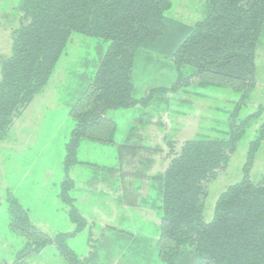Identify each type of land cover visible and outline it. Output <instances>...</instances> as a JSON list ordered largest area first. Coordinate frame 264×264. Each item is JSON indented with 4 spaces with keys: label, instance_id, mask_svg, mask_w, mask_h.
Returning <instances> with one entry per match:
<instances>
[{
    "label": "trees",
    "instance_id": "trees-1",
    "mask_svg": "<svg viewBox=\"0 0 264 264\" xmlns=\"http://www.w3.org/2000/svg\"><path fill=\"white\" fill-rule=\"evenodd\" d=\"M207 6V15L189 26L167 17L171 0H21V24L12 32L11 56L0 70V143L47 86L73 34L101 40L108 48L99 57L89 88L70 111L75 126L65 145L59 198L75 230L54 236L42 233L8 191L10 230L25 240L17 263L55 246L66 264H83L69 246L71 239L87 229L71 196L76 184L70 173L76 167H88L91 181L100 174L113 180H124L125 175L118 168L82 163L78 156L82 144L93 141L115 146L107 131H98L107 114L146 109L161 96L204 81L242 92L228 124V138L188 140L180 153L171 151L173 159L164 175L154 178L162 196L158 240L108 229L130 241L128 252L121 257L125 264L141 259L144 264H264V179L258 183L249 179L264 140V124L249 144L244 179L219 197L213 221H204L210 183L225 173L237 145L263 113L261 107L238 121L256 84L264 0H208ZM141 63L155 75L143 94L137 85ZM143 150L147 149L123 145L119 160L123 163L126 153L135 157ZM92 240L90 231L87 263L98 256Z\"/></svg>",
    "mask_w": 264,
    "mask_h": 264
},
{
    "label": "rangeland",
    "instance_id": "rangeland-1",
    "mask_svg": "<svg viewBox=\"0 0 264 264\" xmlns=\"http://www.w3.org/2000/svg\"><path fill=\"white\" fill-rule=\"evenodd\" d=\"M171 1L173 7L167 13L168 18L191 26L207 15L208 0ZM20 2L21 0H0V65L5 58L11 56L12 32L21 24ZM107 48L108 44L101 40L73 34L49 83L15 121L4 144L7 148L1 152L4 158L3 169L12 162L23 161V172L28 170L30 180L21 189L26 191V201L38 206L35 210L41 214L43 223L55 224L61 228L67 224L63 211H59L55 196L58 187L52 189L54 183L51 182L64 179L65 145L75 126L70 111L92 83L99 66V57ZM141 64L137 85L143 94L152 86L155 75L152 69L145 70V64ZM256 66L255 88L242 106L238 121L256 113L264 104V41L257 50ZM241 95L242 92L233 88L202 81L188 90L161 96L146 109L137 107L107 114L102 129L98 131H107L106 135L109 134L108 138L115 146L85 141L78 156L82 163L117 167L125 178L113 180L100 174L98 180L88 182L87 179L92 178V169L76 167L73 170V179L78 182L74 195L78 198L80 212L87 221V229L74 242L76 254L83 264H125L121 257L128 252L130 241L120 236L117 233L119 230L128 231L135 236L159 239L162 196L154 183L155 176L164 175L173 159L171 151L180 153L186 141L203 137L222 138L227 135V123L230 122ZM259 120L239 143L225 173L210 183L204 207L205 223L213 221L217 201L227 187L239 184L244 179L243 171L248 156L246 136H251L252 133L251 139L255 140L256 129L264 122L259 123ZM215 124L221 126V132L220 127ZM168 143H172L171 148ZM141 144L151 150H143L135 157L126 153L123 163L115 162L120 146ZM16 150L20 152L17 155L14 154ZM260 161L251 174L254 182L264 178V152ZM84 192L88 195L84 196ZM117 194L118 198L115 197ZM119 197L122 199L119 200ZM138 201L156 210L133 207ZM42 204H45L46 211L39 208ZM125 204L133 208H126ZM54 209L59 212L53 214ZM106 227L117 231L110 232L108 228L103 230ZM90 231L93 233L92 245L97 249L98 256L96 260L87 263L85 260L91 252L88 249ZM18 239L14 244L16 250L25 241ZM9 253L14 256V252ZM47 257L36 263L66 264L59 252L55 260ZM141 261L126 264H144ZM23 262L18 261L20 264ZM18 263L15 258L13 264Z\"/></svg>",
    "mask_w": 264,
    "mask_h": 264
},
{
    "label": "crops",
    "instance_id": "crops-1",
    "mask_svg": "<svg viewBox=\"0 0 264 264\" xmlns=\"http://www.w3.org/2000/svg\"><path fill=\"white\" fill-rule=\"evenodd\" d=\"M262 41H264V34H263L262 38L260 39V42H259V44L257 46V49H256V60H257V50H258L259 45L261 44ZM1 65H0V70H1ZM256 71H257V66H256ZM188 89L189 88H187V90ZM261 106H262V109H263L264 108V104H262ZM261 117H263V118H261V120H259V123L264 120V116H261ZM220 123H221V121L219 122V124ZM228 124H229V122L227 123V125ZM260 124L263 125L264 122H261ZM215 125L217 127H220V131L219 132H221L222 131L221 126H219L218 124H215ZM13 126H14V124H13ZM257 130H258V128L256 129V131ZM251 136H252V133H251ZM251 136L250 135H247L246 136V141H248V143H247V145H248L247 155H248V150H249V144L253 141L251 139ZM7 138L0 143V153L2 151L6 150V148H7V145H4L5 142H6V140H7ZM227 138H228V132H227V135H225L222 138L220 136V137H217V138H208V139H218V140L221 139L222 140V139H227ZM197 139H199V138H197ZM200 139H206V138L203 137V138H200ZM83 144H82V146H83ZM238 145H237V148H238ZM131 146H138V147H142V148L147 149V150H151L149 147L145 146L144 144H141V145H131ZM263 152H264V140L261 142V145H260L257 153L255 154L252 167H251V169L249 171V179H250V181L252 183H258V182H260V181H258V182L252 181L251 174H252V171H254V169H256V166L258 164H260L259 161H260V158H261V154ZM19 153L20 152H18V150L14 151V154L15 155H17ZM3 161H4L3 153H1V155H0V264H13L15 262V258L17 257V254L24 248V243H22V245H21L20 248H17L18 250H16L14 248L15 242L17 243L19 241V239L10 230V221H9V215H8V212H7V204H6V196H7V192L8 191H10L19 200V202L21 203V205L28 211L32 225L34 227H36L42 233L47 234L49 236H54V235H56L58 233H72L75 230V226L69 221L68 208H67V206L64 205L61 202L60 198H59V196H60L59 186H60V183L62 182V180H60V178L58 180H55V181H52V180H50V181H52L51 184L54 183V185L52 186V189L54 187H58V191L55 193V196L57 198L56 200L58 202L59 211H63L62 214H64L65 217H66L64 221L67 223L63 228H61L59 226L57 227V225H55V224H51V223H47V222H44L43 223V220H41L42 218H40V215L41 214H39L35 210V208L38 207V206H34V203L29 204L26 201V197H27L26 191L24 189H21V187L22 186H26L27 183H28V180H30V179L27 176L28 170L25 171V172H23V169H24L23 161H21L20 163H18V162H12L10 165H7L5 169H3V166H2ZM115 162H119L121 164V162L119 160V152H118V156H117V159H116ZM27 167H28V164H27ZM106 168H117V167H113L112 166V167H106ZM73 170L70 173V176H71L72 179H73ZM87 181L89 182V181H91V179L90 180L87 179ZM74 182H75L76 187H77L78 186V182L75 181V180H74ZM76 187H75V189H76ZM230 187H231V185L229 187H227V188H230ZM74 192H75V190L71 193V196L75 199L76 206L79 209V206H78V203H77L78 198L74 195ZM84 193H85L84 196H87L88 195L87 192H84ZM115 197L118 198V194ZM121 199L122 198L119 197V200H121ZM137 203L133 207H136V208H144V207L147 208L148 207V206H144L141 201H138ZM125 207L126 208H133L131 206L130 207L127 206V204H125ZM39 208L45 209V204H42ZM148 209H150L152 211L153 210L154 211L156 210V209H154L152 207H148ZM45 211H46V209H45ZM59 211L56 210V209L52 210L53 214H55V212H59ZM79 211H80V209H79ZM160 214H161V212H160ZM107 228H112V227H106L103 230H105ZM113 229H115V228H113ZM115 230H117V229H115ZM119 231H122V230H119ZM125 232H128V231H125ZM128 233H130V232H128ZM80 235L77 236L75 239H71L69 241V246L71 247L72 250L75 251V253H76V249H75V243L74 242L80 237ZM88 249H89V244H88ZM9 251L11 253L14 252V256H13V254L10 255ZM57 255H58L57 248L55 246H49V247L41 250L38 254H36L34 256H31V257H28L24 261L23 264H37L36 262L37 261H43L45 259V256H48L49 258L51 257L52 259H50V260H55L56 257H57ZM48 257H47V259H49ZM11 259H13L14 261L12 262ZM40 264H44V263H40ZM50 264H53V263H50Z\"/></svg>",
    "mask_w": 264,
    "mask_h": 264
}]
</instances>
